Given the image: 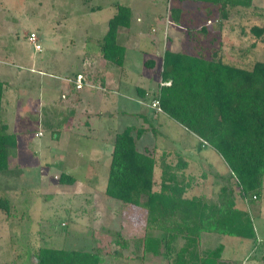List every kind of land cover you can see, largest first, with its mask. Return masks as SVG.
<instances>
[{"label":"rangeland","instance_id":"obj_1","mask_svg":"<svg viewBox=\"0 0 264 264\" xmlns=\"http://www.w3.org/2000/svg\"><path fill=\"white\" fill-rule=\"evenodd\" d=\"M116 5L127 6L133 13L134 33L125 39L123 32L119 41L129 45L127 54L130 57L125 63L127 69L123 71L134 76L130 81L126 80L131 83L122 85L124 92L129 93L133 86L139 85L143 71L147 74L145 68L141 72L139 64L143 62L152 59L153 66L160 68V78L163 51L170 49L162 47L164 42L161 44L162 37L168 34L163 33L165 21L168 29H174L168 35L179 43L178 51L207 59L215 54L214 57L224 64L245 70H251L256 62H264V32L257 37L251 30L253 27L264 30V0H252L248 9H230L225 19L221 18L216 7L193 0H184L181 4L174 3V0H0V67L4 72V75L0 73V82L5 85L3 99L6 107L2 115L9 132L14 133L19 141V145L10 150L8 171L0 175V199L8 200V211L0 209V264H35L34 253L46 247L82 251L100 247L102 253L117 249L115 244L110 245L112 241L106 229L120 233L127 240L142 238L147 232L142 209L122 213L119 203L105 196L110 160L108 162L105 155H96L99 157L97 162L91 164L93 150L101 146L99 141L96 143L83 137L75 141L72 136H62L56 142L51 135L60 126L47 102L41 103L40 113L45 116L47 124L53 119L55 129L46 124L40 128L28 127L25 136L20 134L24 131L19 127L21 123L10 118L17 115L15 108H11L16 107L17 97L27 89L25 82L28 86L30 84L29 90L32 91V80L38 77L41 91L45 89L46 93L55 95L52 84L56 78L50 74L64 78L70 72L84 70L81 68L85 59L93 60L92 55L99 54V43L107 31L109 19L116 13ZM173 6L183 10L179 27H174L170 20ZM31 32L37 35L40 52L27 41ZM155 34L159 39H153ZM148 45L153 49H148L152 48ZM158 49L160 52L156 53ZM33 62L36 63L35 69L32 68ZM86 67L92 71L90 65ZM32 70L46 75L39 77L29 72ZM84 74L93 77L88 71ZM155 79L139 85L150 86L146 102L152 100L155 92L152 88H157ZM36 87L38 84L34 83L33 88ZM169 119L163 118L172 127L160 129V136H155L152 127H146L145 133L150 132L148 138L154 137L159 147H154V142L149 146L138 144L137 147H147L142 153L157 160L166 154L181 155L189 162L184 173L185 178L191 179L192 186L199 190L195 194H204L209 201H217L219 188L228 175L226 164L211 147H202L200 139L199 142L189 131ZM132 123L133 119H126L124 124ZM38 128L43 136L35 139L33 133ZM20 155L27 156L20 162ZM186 155L190 156L189 159ZM193 155L200 157L199 160L192 159L197 166L190 165ZM169 161L172 165L176 163L175 158ZM160 172L158 167L155 171L158 180ZM62 174L72 176L75 182L61 183ZM251 199L243 198L240 203L252 222L258 239L257 251L253 252L255 246L248 238L235 239L216 234H203L201 249H213L221 243L225 256H232V264L237 259H242V264H263L248 257L259 258L264 248V191L257 202ZM183 243L178 240L176 248ZM120 256L103 255L101 264H167L162 258L151 255L138 262L128 251Z\"/></svg>","mask_w":264,"mask_h":264},{"label":"trees","instance_id":"obj_2","mask_svg":"<svg viewBox=\"0 0 264 264\" xmlns=\"http://www.w3.org/2000/svg\"><path fill=\"white\" fill-rule=\"evenodd\" d=\"M193 1L216 7L222 19L230 9H248L252 5V0ZM132 16L129 7L116 5V13L109 19L99 43L100 57L106 62L123 65L125 47L118 36L132 27ZM182 16L180 7L171 8L173 25L180 26ZM251 30L257 37L264 32L257 27ZM214 56L207 59L165 50L160 73L162 85L157 87L151 101H158L168 118L199 138L201 145L203 142L211 147L226 164L228 175L219 188L217 201L195 194L199 190L184 173L189 162L181 155L166 154L157 160L139 152L136 141L146 128L129 125L114 138L104 194L119 203L122 213L142 209L145 235L127 240L106 229L110 245L115 244L117 249L102 253L100 247L91 251L40 248L33 255L35 264H101L103 255L116 258L126 251L138 262L151 255L167 264H232V256H225L221 243L213 249H201L203 234L248 238L255 246L253 252L257 251L258 239L241 203L248 197H255L257 202L264 191V62H256L251 70H245L224 64ZM142 91L144 98L148 91ZM3 92L4 84L0 82V175L8 171L10 150L17 147L16 135L9 132L3 120ZM170 158L176 159L175 165ZM158 167L159 180L155 177ZM60 181L73 184L75 179L62 174ZM0 209L8 211L6 198L0 199ZM178 240L184 242L179 249L175 245ZM251 256L248 259L264 264V248L259 258ZM242 262L237 259L233 264Z\"/></svg>","mask_w":264,"mask_h":264},{"label":"crops","instance_id":"obj_3","mask_svg":"<svg viewBox=\"0 0 264 264\" xmlns=\"http://www.w3.org/2000/svg\"><path fill=\"white\" fill-rule=\"evenodd\" d=\"M159 18H161L159 16ZM183 19V16H182ZM162 20V19H161ZM136 22L137 19H135ZM163 33L168 32V34L174 32V29H168V23L165 21L164 26H163ZM174 27H179L175 26ZM134 28V27H133ZM155 29V28H152ZM151 29V32L153 31ZM156 30V29H155ZM157 31V30H156ZM125 33L121 32L118 36V40L120 41V35L123 33V37L129 38L128 34L130 35L131 32L134 33V30L132 27L128 31H124ZM145 32V31H143ZM176 32V31H175ZM177 33V32H176ZM136 34V32H135ZM168 34H166L164 37L161 39V44L162 47H169L170 50L178 51L179 48V43L176 42L177 40H174V37L171 38ZM155 38L153 39H159L156 34L154 35ZM143 38V35H142ZM152 38V37H151ZM144 39V38H143ZM151 39V40H153ZM122 43V42H121ZM125 47V59L124 63L122 66H117L118 69H115L113 64H110L103 60L100 55H92L94 57L93 60H90L92 58H86L85 62L82 64V68L84 67V70L81 72H70L65 75L64 78H60L58 76H53L49 75L51 77H55V82L52 84L53 90L56 91V94H49L45 92V89L41 91L42 86L39 84L40 79L34 78L33 85H32V91L29 90L30 84L28 86L27 82H25V87L27 89L23 90L22 95H19V99H17L16 102V107H13L11 109L15 108V111L17 112L16 116L10 117L11 119L16 118V121L20 122L19 124L20 128H23L24 131H22L23 134L26 136L28 133L27 129L28 127H41L42 125H48L49 127H53L55 125L52 124V120L49 122V124L44 122V117L40 112L41 108V103L47 102V106H50L52 111V114L54 115V119L58 120V124L60 126V129L56 132L55 130L52 131V138L56 139V142H58L62 136L69 137L72 136L75 141H77L80 137L83 138H91L92 142L99 141V145L101 143L100 148L94 149L92 152V155L94 156V159H92L91 164L94 162H97L98 158L96 155H105L106 160L108 159V162L110 160V155L113 150V141L121 130H123L125 127L129 125H135L137 127H152L153 133L158 136L159 135V130L160 129H169L171 126L168 121L163 120V118H168L164 113H158L154 109L150 108V102H146V97L149 96V94H145L146 96L143 98L144 90H149L150 86L146 88V86L142 87L139 85H144V81H153L154 78L157 87L162 84L161 79L158 78V73L160 72V68H156L153 65V61L149 60L146 62H143L142 64H139L141 66V72L143 68L147 70V74L145 71L141 73V80L138 82V86H133V90L128 92H124L123 89L121 88L122 85H127L126 80H131L134 78L132 77V74H126V72L123 71V69L126 68V60L128 57L127 54V49L129 48L128 44L125 45V43H122ZM166 44V45H165ZM152 48L148 49H153V46H149ZM159 47V45H158ZM131 48V47H130ZM160 49V47H159ZM156 51V53L160 52ZM165 50V49H164ZM153 51V50H152ZM164 53V51H163ZM88 55V52L87 54ZM163 57V54H162ZM92 61V62H89ZM1 64V61H0ZM90 65L92 68V71L85 66ZM162 65V61H161ZM95 66V67H94ZM36 67V63H32V68ZM35 69V68H34ZM2 70V71H1ZM30 70V69H29ZM130 70V69H129ZM37 71V70H36ZM36 71H29L30 73L37 76H45L46 73L43 72H36ZM90 72L94 78V82L96 84H100V86L103 88V90H95V89H89L85 87L84 89L81 90H76L73 86V84L69 83L68 80L72 79L75 75L77 74H84L85 72ZM96 71V72H95ZM148 72H150L148 74ZM0 73L4 75L3 69L0 67ZM7 75V74H6ZM150 76V79H149ZM72 77V78H71ZM2 82V81H1ZM3 83V82H2ZM34 83L38 84V87L35 89ZM131 82H128V84ZM135 83V82H134ZM48 85V84H47ZM165 85H168V83H165ZM5 87V85H4ZM153 91L157 90L153 89ZM14 97V95H12ZM18 96V95H17ZM42 97V98H41ZM14 102V101H13ZM32 106V108H31ZM45 107V105H43ZM4 99L2 98V114L4 113ZM10 110V109H9ZM4 115V114H3ZM53 117V116H52ZM160 117L162 119H160ZM126 119H133L132 124H124L126 123ZM170 121L174 122L173 120L169 119ZM124 122V123H123ZM175 124L179 125L178 123L174 122ZM124 125V126H121ZM8 126V124H7ZM58 126V127H59ZM180 126V125H179ZM9 127V126H8ZM141 127V128H142ZM35 131L34 138H40L43 136L41 130ZM180 128L183 129L182 126ZM55 129V128H54ZM185 130V129H184ZM26 133V134H25ZM41 133L42 136L40 137H35V134ZM189 133V132H188ZM150 132H147L143 134L138 140L136 144V148L139 152H146L147 147H137V145H150L152 142H154V147L156 145V140L154 137L151 136L152 139L148 138V135ZM191 136L196 138L199 142V138H197L195 135L192 133ZM153 135V134H151ZM163 139V138H162ZM160 141V140H159ZM164 141V140H163ZM18 139H17V146L18 144ZM158 142V141H157ZM28 143V142H27ZM142 143V144H141ZM159 144H162V141L159 142ZM163 145V144H162ZM205 147V146H202ZM206 148V147H205ZM141 149V150H140ZM27 155H20L19 161L26 157ZM185 156V155H183ZM187 158L189 155H186ZM190 157V156H189ZM190 158V165L193 163L195 166L196 163L193 158H197V160L200 159L198 155H193ZM189 159V158H188ZM221 159V158H220ZM256 263V262H255Z\"/></svg>","mask_w":264,"mask_h":264},{"label":"built area","instance_id":"obj_4","mask_svg":"<svg viewBox=\"0 0 264 264\" xmlns=\"http://www.w3.org/2000/svg\"><path fill=\"white\" fill-rule=\"evenodd\" d=\"M27 41L32 44L34 46V49L38 52L41 51V46L37 43L38 38L36 33L31 32L28 34L27 36ZM69 83L73 84L74 88L76 90H81L84 87H87L89 89H95V90H103V88L100 86V84H96L94 82V78L93 77H89L88 74H77L75 77H73V79H69L68 80ZM150 108L154 109L155 111H157L158 113H163L159 102L158 101H152L150 104ZM42 136L41 133H37L35 134V137H40ZM203 146H206L205 143L202 142ZM253 200H255V197H252Z\"/></svg>","mask_w":264,"mask_h":264},{"label":"clouds","instance_id":"obj_5","mask_svg":"<svg viewBox=\"0 0 264 264\" xmlns=\"http://www.w3.org/2000/svg\"><path fill=\"white\" fill-rule=\"evenodd\" d=\"M75 77V76H74Z\"/></svg>","mask_w":264,"mask_h":264}]
</instances>
